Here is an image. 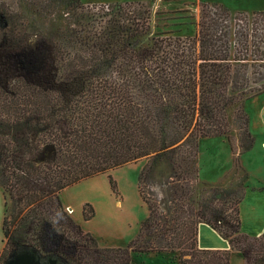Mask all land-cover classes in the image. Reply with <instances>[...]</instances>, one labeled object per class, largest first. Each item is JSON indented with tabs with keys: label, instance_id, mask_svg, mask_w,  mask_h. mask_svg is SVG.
Listing matches in <instances>:
<instances>
[{
	"label": "trees",
	"instance_id": "1",
	"mask_svg": "<svg viewBox=\"0 0 264 264\" xmlns=\"http://www.w3.org/2000/svg\"><path fill=\"white\" fill-rule=\"evenodd\" d=\"M60 8L68 26L46 38L36 20ZM255 15L250 22L244 12L206 3L196 33L184 38L153 33L142 3L0 0V264L27 252L42 264H131L133 255L151 253L178 254L181 264H231L234 250L244 264H264V235L242 232L245 195L225 224L214 220L222 211L204 210L196 198L199 140L227 136L232 144L229 110L264 93V12ZM239 111L246 152L255 139ZM142 160L148 217L126 247H101L60 195ZM151 183L163 198L147 193ZM226 193L213 190L212 201ZM94 215L86 204L85 219ZM202 223L230 249H201Z\"/></svg>",
	"mask_w": 264,
	"mask_h": 264
},
{
	"label": "rangeland",
	"instance_id": "2",
	"mask_svg": "<svg viewBox=\"0 0 264 264\" xmlns=\"http://www.w3.org/2000/svg\"><path fill=\"white\" fill-rule=\"evenodd\" d=\"M85 6L113 3H142L151 12L152 31L155 34L171 33L172 36L189 37L197 31V24L206 3H217L227 7L233 15L244 12L250 22L264 12V0H81ZM136 6H139L136 5ZM67 14L61 8L55 17H39L36 22L43 36L59 34L68 26ZM236 22V21H235ZM61 30V31H59ZM233 38V42H235ZM44 45V38H37L38 48ZM247 115L249 131L255 139L251 150L243 152L241 143L240 111ZM232 144L227 136L203 138L198 142L197 166L199 183L196 198L204 205L202 209L222 211L221 218H214L220 224L224 219L236 216V202L243 195L253 194V203L261 204L258 217L264 219V93L246 99L229 110ZM145 160L129 164L77 183L66 188L60 195L64 208L86 231L94 235L101 247H126L137 238L142 222L148 217V208L139 191V175ZM244 184L240 187L242 180ZM147 193L163 198L160 185L152 183ZM228 192L223 199L212 201V191ZM153 196V195H152ZM248 196V202H250ZM4 190L0 188V252L4 249L3 222L6 212ZM89 204L95 215L91 220L84 217V207ZM207 206V207H206ZM208 207L210 209H208ZM89 210V209H88ZM200 211V208H197ZM210 212H207L209 214ZM210 216V215H209ZM204 224V223H202ZM264 235V233L262 234ZM260 235V236H262ZM199 240V238H198ZM230 249V248H229ZM228 250V249H227ZM131 264H181L178 254L133 255ZM231 264H244L242 254L232 251Z\"/></svg>",
	"mask_w": 264,
	"mask_h": 264
},
{
	"label": "crops",
	"instance_id": "3",
	"mask_svg": "<svg viewBox=\"0 0 264 264\" xmlns=\"http://www.w3.org/2000/svg\"><path fill=\"white\" fill-rule=\"evenodd\" d=\"M248 196H250V202H248ZM255 199L256 197L253 194H245L240 205V217L242 232L253 237H258L264 233V219L261 220L258 217L259 211L263 206L251 202ZM262 204L264 205V202ZM198 238L201 249L227 250L230 248L229 241L222 238L217 231L207 224L200 225Z\"/></svg>",
	"mask_w": 264,
	"mask_h": 264
},
{
	"label": "water",
	"instance_id": "4",
	"mask_svg": "<svg viewBox=\"0 0 264 264\" xmlns=\"http://www.w3.org/2000/svg\"><path fill=\"white\" fill-rule=\"evenodd\" d=\"M6 264H42L35 254L19 253L7 261ZM47 264H60L57 259H50Z\"/></svg>",
	"mask_w": 264,
	"mask_h": 264
}]
</instances>
